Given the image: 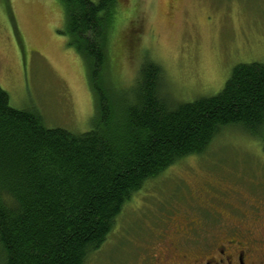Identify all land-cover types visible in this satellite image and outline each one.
I'll return each mask as SVG.
<instances>
[{"label": "rangeland", "instance_id": "rangeland-1", "mask_svg": "<svg viewBox=\"0 0 264 264\" xmlns=\"http://www.w3.org/2000/svg\"><path fill=\"white\" fill-rule=\"evenodd\" d=\"M118 3L108 63L122 92L134 88L145 59L162 67L161 93L171 106L216 94L240 62L264 61V0ZM62 8L59 0H0V86L12 106L36 110L49 127L81 133L92 127L94 102L84 59L61 32ZM191 189L223 217L234 207L264 213L261 138L226 127L202 154L167 166L130 196L84 264L147 260L172 211H199L211 227L213 215L197 210Z\"/></svg>", "mask_w": 264, "mask_h": 264}, {"label": "trees", "instance_id": "trees-1", "mask_svg": "<svg viewBox=\"0 0 264 264\" xmlns=\"http://www.w3.org/2000/svg\"><path fill=\"white\" fill-rule=\"evenodd\" d=\"M59 1L61 32L86 64L92 127H49L0 86V264H84L133 193L223 128L264 149V61L240 62L216 94L171 106L162 67L145 59L122 92L108 63L118 0Z\"/></svg>", "mask_w": 264, "mask_h": 264}, {"label": "flooded vegetation", "instance_id": "flooded-vegetation-1", "mask_svg": "<svg viewBox=\"0 0 264 264\" xmlns=\"http://www.w3.org/2000/svg\"><path fill=\"white\" fill-rule=\"evenodd\" d=\"M190 193L197 210L213 215L212 226L207 227L199 211L188 209L179 215L172 211L148 259L136 264H264L263 211L257 206L251 211L234 207L223 217L214 205L201 201L200 192ZM243 216L248 219L241 220Z\"/></svg>", "mask_w": 264, "mask_h": 264}]
</instances>
